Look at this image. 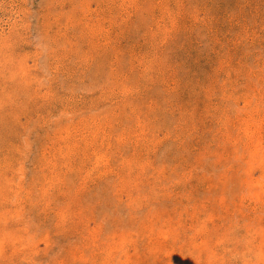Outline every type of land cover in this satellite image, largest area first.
I'll return each mask as SVG.
<instances>
[{
	"label": "rangeland",
	"instance_id": "rangeland-1",
	"mask_svg": "<svg viewBox=\"0 0 264 264\" xmlns=\"http://www.w3.org/2000/svg\"><path fill=\"white\" fill-rule=\"evenodd\" d=\"M0 264H264V0H0Z\"/></svg>",
	"mask_w": 264,
	"mask_h": 264
}]
</instances>
